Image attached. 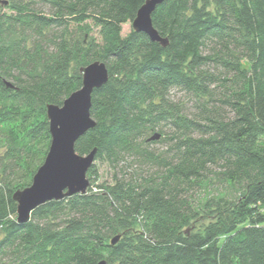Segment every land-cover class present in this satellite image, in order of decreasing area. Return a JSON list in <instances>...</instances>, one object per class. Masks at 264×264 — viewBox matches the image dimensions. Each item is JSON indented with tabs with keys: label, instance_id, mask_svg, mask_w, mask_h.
Listing matches in <instances>:
<instances>
[{
	"label": "trees",
	"instance_id": "obj_1",
	"mask_svg": "<svg viewBox=\"0 0 264 264\" xmlns=\"http://www.w3.org/2000/svg\"><path fill=\"white\" fill-rule=\"evenodd\" d=\"M146 2L0 0V264H264V0H168L152 15L166 47L133 28L123 36ZM96 61L109 81L92 95L97 125L76 152L97 149L95 162L117 168L142 151L166 173L149 185L118 175L96 185L93 165L87 194L19 224L13 194L49 152L47 107L79 91L81 69ZM173 90L197 100L198 118L170 100ZM156 130L169 162L143 147ZM210 167L239 195L191 201Z\"/></svg>",
	"mask_w": 264,
	"mask_h": 264
},
{
	"label": "water",
	"instance_id": "obj_2",
	"mask_svg": "<svg viewBox=\"0 0 264 264\" xmlns=\"http://www.w3.org/2000/svg\"><path fill=\"white\" fill-rule=\"evenodd\" d=\"M166 1L147 0L132 22L135 31L145 33L152 42L160 43L163 47L168 45V40L162 38L154 28L152 15ZM81 73L82 88L66 99L62 106L47 107L52 137L49 152L33 177L32 184L13 194L19 224L28 223L33 211L48 202L62 201L77 194L85 195L89 190L88 172L95 163L97 149L82 156L76 152V144L97 125L91 115L92 95L108 83L109 70L105 63L96 61L82 68ZM159 138L160 135H155L149 141ZM120 238L115 237L112 244L116 245ZM99 264L108 263L104 260Z\"/></svg>",
	"mask_w": 264,
	"mask_h": 264
},
{
	"label": "rangeland",
	"instance_id": "obj_3",
	"mask_svg": "<svg viewBox=\"0 0 264 264\" xmlns=\"http://www.w3.org/2000/svg\"><path fill=\"white\" fill-rule=\"evenodd\" d=\"M42 12L45 14H51L50 8L46 5H42L39 7ZM73 27L71 28V30ZM132 30V24H126L123 26V36H126ZM208 71L217 76L223 77L225 74V69L221 66L211 64L208 68ZM220 83H216L211 87L217 94L220 93L218 87H220ZM222 97L221 95L219 96ZM170 100L179 105V107L184 111V114L190 118H198V103L197 100L192 96L179 91L173 90L170 94ZM218 107H220L221 114L226 116H231L230 108L224 106L222 103L217 102ZM168 133V131H167ZM160 135L156 141L148 142V144L144 145L143 147L147 149V151L155 157L159 156L163 158L166 162L171 161L173 158V153L171 151L170 143L160 141L163 139V135L160 133L159 130L150 132L146 138L147 140L152 136ZM3 149L0 148V168L2 166V157H3ZM142 151H140L139 155L134 156H127L124 158L123 161L119 164L117 168L113 167L107 162H100L96 161L94 166L97 168L98 178H94L96 185L102 184H113L115 175H118L120 178L131 179L135 178L139 182H145V185H149L152 181L150 179H158L165 175L166 167L161 165L159 161L154 160L151 161L148 158L141 155ZM221 169L219 167H210L209 171L206 173V180L201 185L200 188L194 189L187 197L190 198L191 201H195L196 203H200L201 205H205L208 202L211 205H215L216 201L222 195H229L235 196V194L240 193V188L237 186H229L225 182L221 181L220 173ZM89 179V178H88ZM156 182V181H154Z\"/></svg>",
	"mask_w": 264,
	"mask_h": 264
}]
</instances>
